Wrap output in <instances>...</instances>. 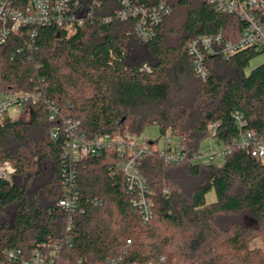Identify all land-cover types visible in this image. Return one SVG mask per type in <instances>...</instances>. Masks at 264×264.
<instances>
[{
    "label": "trees",
    "instance_id": "16d2710c",
    "mask_svg": "<svg viewBox=\"0 0 264 264\" xmlns=\"http://www.w3.org/2000/svg\"><path fill=\"white\" fill-rule=\"evenodd\" d=\"M169 2L172 12L147 41L135 32L137 17H115L119 0H98L92 18L71 36L44 25L34 36L27 29L12 33L0 47V92L40 90L44 96L17 119L0 123V161L15 168L0 178V264H20L9 261L8 250L26 259L37 248L48 254L52 248H41L44 243L60 245L55 264H108L128 240L124 264H264V246L251 247L256 238L264 243V160L236 149L221 164L192 161L210 137V123H218L214 137L224 143L237 136V111L248 129L264 134V63L248 71L261 52L249 47L230 57L208 55L209 76L199 79L189 41L219 32L224 41H235L244 23L203 0ZM145 64L150 72L141 70ZM45 98L81 120L91 138L115 131L138 136L157 125L160 136L171 132L180 139L183 163L163 160L160 136L137 161L150 187L149 222L131 206L117 169L120 157L104 150L77 165L84 212L74 214L68 231L69 215L59 205L64 138L51 135L58 122L50 120ZM211 191L216 200L208 202ZM95 197L103 203L94 205Z\"/></svg>",
    "mask_w": 264,
    "mask_h": 264
},
{
    "label": "built area",
    "instance_id": "2783aa9c",
    "mask_svg": "<svg viewBox=\"0 0 264 264\" xmlns=\"http://www.w3.org/2000/svg\"><path fill=\"white\" fill-rule=\"evenodd\" d=\"M14 0H0V47L6 43L12 33H18L27 29L31 36L36 33L38 26L58 25L66 29L67 36L76 33L78 28L92 18L93 7L98 0H92V4L84 6V0H30L25 6L14 5ZM122 8L117 10L115 17L121 20L129 17H137L135 32L144 41L152 38L155 27L162 18L170 14L173 7L170 0H158L152 5L135 2L133 0H119ZM212 4L217 10L234 14L244 23L240 36L235 41H224L221 32L211 35H199L191 39L187 45L188 52L193 58L195 75L206 81L209 76V68L206 64L208 55L220 54L230 57L244 48H255L264 51V0H203ZM84 6V7H83ZM113 16L105 17V21L112 20ZM142 71H151L145 64ZM44 96L40 90L33 92H14L5 94L0 92V123L8 116L10 108L24 110L33 102L42 100ZM49 108L50 120L58 124L52 129L53 138L63 136V196L59 205L68 213V231L73 226V216L78 212H84L82 194L77 183V165L99 154L104 150H112L120 157L117 169L125 179L127 192L131 196V206L138 213L143 223L149 222L154 215L153 203L149 197L150 187L145 176L137 166V161L152 151L151 139L140 140L129 132L115 131L97 137H88L83 130L81 120L70 114H64L59 105L45 98ZM238 126V134L235 138L217 150L208 152L200 151L194 154L193 162L213 163L220 157L225 158L236 149H244L258 159L264 160V134L257 136L248 129L243 113H234ZM218 123L212 122L208 126L210 136H215ZM163 145L158 146V151L163 160L169 164H181L187 159L184 147L180 139L171 132L164 135ZM15 171L13 165L6 161H0V178H6ZM94 205H101L103 200L99 197L92 199ZM132 243L121 246L113 257H107L108 264H124V258L129 253ZM69 245L72 241L69 239ZM41 248H52L48 254L42 249L34 250L30 259H26L17 250H8L6 255L9 261L20 264H55L58 258L60 245L40 244ZM164 261V257L161 258ZM139 264V263H136ZM146 264H155L148 262Z\"/></svg>",
    "mask_w": 264,
    "mask_h": 264
},
{
    "label": "rangeland",
    "instance_id": "374dc122",
    "mask_svg": "<svg viewBox=\"0 0 264 264\" xmlns=\"http://www.w3.org/2000/svg\"><path fill=\"white\" fill-rule=\"evenodd\" d=\"M260 51V50H259ZM261 53L251 61L250 66L248 67V71L252 70L253 68H255L256 66L264 63V51H260ZM23 112L22 109H18V108H10V110L8 111V117L12 120L17 119L20 114ZM160 136V130L159 127L157 125H152L147 127L142 134L136 136L138 137V139L143 140V139H155L157 137ZM163 138L164 136H160L159 141H158V146L163 145ZM224 146V142L222 141V139L218 138V137H214V136H210L208 138H206L200 147V152L204 153V152H208L211 149H221ZM224 158L220 157L218 159L219 164L223 163ZM207 201L208 202H212L216 200V195L214 191H211L207 194L206 196ZM264 243L260 238H256L251 242V247L252 248H263Z\"/></svg>",
    "mask_w": 264,
    "mask_h": 264
}]
</instances>
